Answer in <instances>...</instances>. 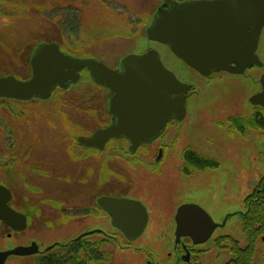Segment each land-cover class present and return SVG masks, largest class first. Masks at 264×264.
Instances as JSON below:
<instances>
[{
	"label": "rangeland",
	"instance_id": "obj_1",
	"mask_svg": "<svg viewBox=\"0 0 264 264\" xmlns=\"http://www.w3.org/2000/svg\"><path fill=\"white\" fill-rule=\"evenodd\" d=\"M160 4V0H0V74L13 73L18 79L30 77V53L41 40H56L73 56L97 58L111 68H117L120 60L128 54L138 55L148 48L156 49L168 69L197 89L187 101L189 114L185 123L189 122L190 125L186 128V139L201 150H206V145L210 149L215 145L221 152L218 155L221 162L218 171L201 170V173L192 178L184 177L182 181L175 175H164L165 179L158 186L169 188L165 192L154 190L151 186L143 187L152 182V176L147 173L150 169L145 165L140 171H132V175H129L134 183L131 189L126 188L128 181L113 171L111 180L108 176L96 180L98 183H94L90 195L105 192L138 198L150 208V222L135 243L126 241L120 232L113 231L110 221L106 217L101 218V212L81 222L76 220V215L84 212L82 204L85 201L82 196L79 200L72 196V182L76 183L73 179L76 174L73 175L74 169L70 168L77 166L85 171L82 167L91 164L97 168L98 163L96 160H83L87 153L74 146L73 139L80 133L75 126L79 124L88 132L108 122V117H104L99 110L107 106L109 93L92 83L90 75L83 71L80 82L71 85L72 89L65 93H57L48 102L34 99L31 103L23 104L6 100L0 103V184L6 183L13 189V204L29 217L28 229L18 234L0 224L1 250L27 246L33 241L43 249L53 243L72 240L84 230L105 229L109 231L106 237L115 239L119 236L124 242L123 249L116 244L102 248L107 258L109 254L114 255L113 259L108 258L106 264H176V229L174 224H164L177 212L179 207L172 208L175 203L188 202L203 206L218 225L205 244L206 249H212L204 252L199 264H225L231 259L228 245L222 249L214 246L217 236H234L241 246L247 243L239 212L243 210V199L264 175V160L259 155L260 149H264V130L252 128V139L248 141L252 145L244 148L242 142L245 141L236 140L239 146L235 147L232 141L235 136L231 135L230 130L238 135L237 139L245 132L238 129L239 134H236L238 130L229 128L230 123L226 118L233 107L241 111L244 109L240 107L244 103L245 93L240 87L239 78L226 73L213 74L212 80L202 78L185 66L184 61L176 57L167 45L146 38V26L154 19L153 13ZM239 119V123H243L244 120ZM202 129L209 131L206 136L200 132ZM213 129H218L219 133L211 135ZM202 143L206 145L202 146ZM113 144L116 143L110 145L107 153L110 168L116 169L117 164H121L120 173L128 176L129 169L123 166V161L128 157L119 152L120 144ZM179 150L176 147L171 155ZM145 151L134 158L151 161L154 152ZM25 154L31 156L22 159L21 156ZM91 155L90 159H96ZM10 156L17 158L19 166L14 170L16 173H12L7 166ZM31 158L56 161L57 167L54 166L48 179L44 178L43 174L34 173L31 169L28 172L22 166L25 163L31 165ZM43 166L46 170L49 167L48 164ZM175 181L178 185L170 186ZM31 183L39 187L31 188ZM59 187H63L64 199L60 196L62 190H55ZM60 199L65 201L64 206L61 202H53ZM152 209L160 211L154 212ZM52 216L58 218L56 223L50 220ZM158 219L161 224L155 223ZM82 222L86 226L81 227ZM257 246L256 264H264V246L261 243ZM169 253L173 255L168 257ZM36 255L10 256L7 264H38Z\"/></svg>",
	"mask_w": 264,
	"mask_h": 264
},
{
	"label": "water",
	"instance_id": "obj_2",
	"mask_svg": "<svg viewBox=\"0 0 264 264\" xmlns=\"http://www.w3.org/2000/svg\"><path fill=\"white\" fill-rule=\"evenodd\" d=\"M163 2L147 26L146 37L168 45L176 57L201 75L224 70L239 73L257 60L255 50L264 27V0ZM32 54L30 78L0 76V100L50 99L56 89L77 83L81 72L87 69L94 83L109 89L108 110L113 116L108 127L100 128L89 138H79L87 147L102 148L110 139L126 137L132 149H136L161 135L167 121H182L187 114L186 99L191 86L164 65L156 49L128 54L120 60L119 69L96 58L62 52L55 41H41ZM12 196L0 184V221L14 232L25 231L27 217L12 207ZM97 203L111 215L113 226L128 241L136 242L144 233L148 210L139 200L103 196ZM175 218L177 243L181 238H191L195 245L204 244L218 226L202 206L192 203L181 205ZM40 251L35 241L27 246L0 249V264H7L10 256L30 257Z\"/></svg>",
	"mask_w": 264,
	"mask_h": 264
},
{
	"label": "flooded vegetation",
	"instance_id": "obj_3",
	"mask_svg": "<svg viewBox=\"0 0 264 264\" xmlns=\"http://www.w3.org/2000/svg\"><path fill=\"white\" fill-rule=\"evenodd\" d=\"M162 3H163V1L160 4L161 6H162ZM260 33L261 34H260V37L258 40L259 44L255 50L257 60L251 66L245 67V68H243V70H240L239 73H231V72L224 70L223 72H213L211 75L205 76V75H201L197 70H195L194 68H190L185 64V66H187L191 70L193 69L197 73L198 76H201L202 78L206 77L207 80H212L213 78L211 76H213V74H219V73L224 74V73H226V74L235 75V76L237 75V77L239 78V81H240V87L242 88L243 92L245 93V94H243V92H242L243 97H244V103H242L240 105V107H242L244 109L241 111V109L237 110V109H234V107H233V109L231 111H229V115L226 118V120L228 121V124L230 123L229 128L234 129V130L243 129V131L245 132V134L243 136L240 135L241 137L237 139L238 135H234L233 131L228 129L231 131L230 132L231 135L233 137L235 136L234 138L231 137L233 139V140L232 139L231 140L234 141L235 144L238 142V140L245 141V142H242V144H244V148L252 145L251 143H248V141L252 139V137H250V136H251V131L253 129L254 130H259V129L264 130V27ZM41 41H44V40H41ZM41 41L37 42V44H35V46L32 48L31 53H30V62H31V57L33 55L32 54L33 50L35 49V47L38 44H40ZM52 41L58 42L56 40H52ZM52 41H45V42L52 43ZM58 44H59L62 52L64 51L66 53H69L62 48V45L60 42H58ZM117 69H119V68H117ZM85 72L90 75L89 80L92 81L91 74L88 72V70L85 69L84 73ZM31 73H32V65H31ZM2 74L3 75H14L13 73L9 74V73H5V72H3ZM2 74H0V75H2ZM30 76H32V75L30 74ZM181 81L191 85V90L187 93L188 97L186 100L188 101V98L190 96H193V94L196 92L197 89L194 88V86L192 85L191 82L183 80V79ZM92 83H93V81H92ZM94 84L96 86L98 85L96 83H94ZM98 87L102 88L103 90H105L109 93V89H106V88L101 87L99 85H98ZM70 89H72L71 86L67 89H56L54 91V95L52 98H55V95L57 93H60V92L65 93V91H68ZM52 98L44 100V101L48 102V100H51ZM108 98H109V95H108ZM4 100L9 101V102H12V101L13 102H19V103L23 104V103H31L34 99L30 100V101H23L22 102V101H19V100L12 98V99H1L0 102H2ZM36 100H39L40 102H44L43 100H40V99H36ZM108 106H109V104H108V99H107V106H105V109L101 108L99 110L100 113L104 117H108V122L99 125V127L95 128L93 130L89 129L88 132L85 129H83L82 126L79 124H77L75 126L76 129H78V132H80V133L78 135H76L75 138L73 139L74 146L76 148H79L81 150V152L87 153V155L84 156L83 160H94V161L96 160L98 163L97 168H93V166H91V164L90 165L88 164V165L82 167L83 169H85V171L81 170V168H79L77 166H75V167L72 166L70 168V169H74L73 175L76 174V177L73 178L76 180V183L71 181L74 185V189H73L74 192L72 193V196L74 198H77L78 200L82 196V199H84V201H85L82 204L84 212L83 213L81 212V214L76 215V217H75L76 220H78L79 222H81L82 219H85L87 217H91L92 215L98 214L99 212H101L102 213L101 218L106 217L110 221L111 229L113 231L116 230V231L121 233V231H119L115 226H113V221H112L111 215L107 211L102 210V208L97 203L98 199L102 198L103 196H108V197H112V198L113 197H118V198L126 197L129 199L139 200L144 205V207H146V209L148 210V219H149V209L150 208H148L146 203H144L142 200H140L138 198H131L128 196L111 195V194H107L105 192H102V194H98V195L97 194H93V195L89 194V192H91L90 189L93 187L96 180H101V178H104L107 176L111 180V171L115 172V175L117 174V176L125 178L129 183L128 185H126V188L131 189L134 186V183H132V178L130 179V177H129V175H132L131 172L133 171L135 173V172L140 171V168L143 165L148 166L150 171L147 170L148 171L147 173H149L152 176V178H151L152 182L147 183L143 187L151 186L154 188V190L160 189L159 191L165 192L169 188H166V187L164 188V187L158 186V183L162 182L161 180L165 179L166 176H164V175L172 174V175H175V177L177 176L178 179L180 181H182L181 179H184V177L185 178H192L193 175H195L197 173H201L200 172L201 170H202V172H205L207 170L216 172V171H218L219 166H221V162L218 159V158H220V156L218 157V155H220L221 152H219L217 150L218 148L215 147V145H213V148L210 149L209 146L206 145V143L205 144L202 143V146L206 145L207 148H206V150H201L200 148H197L196 145L189 142L188 139H186V136L188 135V133L186 132V128H187V126L190 125L189 122L185 123L186 119L188 118V114H189L188 110H186L187 114L182 121H177L174 118L167 121L168 123L166 124V127L163 130L161 135L154 138L153 141L150 143H142L136 149H132L131 142L126 137H120V139H110V141L107 142L105 145H103L102 148L101 147L100 148L99 147H93V146L87 147L86 145H84L80 142L79 138L80 137L89 138L91 135L94 134V132H96L100 128H106L109 126V124L112 122L113 116H112V114H110V112L108 110ZM234 110H237V111L235 112ZM239 118H242L244 120L243 123H239V120H240ZM230 119H231V121H233V123H231ZM217 130L218 129L211 130L212 131L211 135L214 136L216 133H219V131H217ZM207 131H208L207 129H202L200 132L206 136ZM195 134H197V132H195ZM195 134L192 133L193 136H195ZM198 134H199V132H198ZM236 134H239V130L237 131ZM236 140H237V142H236ZM182 142H185V143H182ZM112 143L120 144L121 145V147H120L121 151H119V152H121L126 158L128 157V159H129V160L125 159L126 161H123V164H124L123 166L126 169H129L130 174L127 172L128 176L126 174H124L123 172L120 173L119 170L121 168L119 166L121 164H117L116 169L113 167L110 168V158L108 157L107 153H108L109 147ZM116 144H113V145H116ZM236 146H239V145L236 144L235 147ZM176 147H178V149H180L179 152L177 151L175 154L171 155V151L174 152L176 150ZM113 148H115V146H113ZM115 149H117V147ZM143 150H146L145 152H147L148 150L151 153L154 152L153 153L154 156H153V159L151 161H150V159L149 160H145V159L141 160V159H135L134 158V157H136V155L143 153ZM226 152H228V151H226ZM90 153L93 154V157L95 156L96 159H94V158L90 159L89 157L92 156ZM234 154H231V155H234ZM259 155H260V158H262L264 160V149H260ZM30 156L31 155H29V154H25V155H22L21 158L22 159L26 158V157L28 158ZM130 158H132V159H130ZM225 158H227L226 153H225ZM18 159H20V158L18 157ZM7 160H8L7 166L9 168V170L12 173H16L14 170H15V168H17L19 166L16 156L15 157L10 156L9 159H7ZM43 164L49 165L47 170L45 169ZM22 166L25 167V169H28L27 170L28 172H30L29 169H31V171H33L34 173L38 172L41 175L43 174L42 177L48 179L50 176V172L52 174V171H53L52 169L54 168V166L57 167V162L53 161V160H48V159H47V161H42V160H39L37 158L36 159L31 158V165H28L25 163ZM56 167H55V169H56ZM240 170H242V169L240 168ZM169 171H172V172L169 173ZM96 172H97V174H96ZM59 179L62 180V176H60ZM260 179L258 181H256V183L253 185L250 193L243 199V201H244L243 202V204H244L243 209L246 206V204H245L246 199L249 196H251L253 191H255L257 186L260 184ZM96 183H98V182H96ZM61 184H63V182ZM176 184L178 185V183L175 181V182H172L170 186H174ZM1 185H4L5 187H7L11 191V194H13V189L10 186H8L6 183L1 184ZM30 187L31 188H38L39 186L35 185L34 183H31ZM55 190H57V191L62 190V192L60 193V196H62V198L65 196L63 187H59ZM14 199H15V194H13L10 204L12 205V207L15 210H18V209H16L18 207L15 206V204H13ZM63 199H60L61 201H53V202H59V203L61 202L62 206H64L65 201ZM86 199H89V200H86ZM46 202L48 203L49 201H45V203ZM50 202H52V200ZM188 203H192V202H188ZM188 203H181L178 205H176L177 203H175V205L172 206V208H176V207L180 208L181 205L188 204ZM192 204H196V203H192ZM53 205H54V203H53ZM196 205L201 206L200 204H196ZM32 207H34V206L32 205ZM152 210L154 212L160 211V210H155V209H152ZM240 213L241 212H239V215H240ZM176 214H177V212L174 213V215L171 216L170 219L165 220L166 222L164 225L174 224V226L176 228V218H175ZM26 217H27V225H28L29 217H28V215H26ZM229 217H231V215ZM240 217H241V215H240ZM154 218H155V216H154ZM50 220H54V223H56L58 218L55 219V216H52V217H50ZM149 222H150V219L148 221V224H149ZM225 222H226V220L223 223H225ZM155 223L161 224L160 219L156 220ZM0 224H2L1 221H0ZM81 225H82L81 227L86 226V224L83 222L81 223ZM28 227H29V225H28ZM22 232L23 231H18V232H14V233L18 234V233H22ZM96 232H99L103 235L109 234V231H107L105 229L104 230H102V229H93V230L89 229V230L82 231V233L75 236L74 238L83 236L84 234L93 235ZM74 238H72V239H74ZM56 244H60V243H53L51 245L55 246ZM51 245L44 247L43 250L47 249L48 247H51ZM211 249H209V248L206 249L205 244H200V245L193 244L191 238H189V239L188 238H181V240L178 243L176 242L174 245V252L176 255V258L174 257V261L176 262V264H180V263H182V264H199L202 260V255L204 254V252H206V251L209 252V251H211ZM171 255H173V253H169L168 257H170ZM186 255L189 256L187 260L184 258Z\"/></svg>",
	"mask_w": 264,
	"mask_h": 264
},
{
	"label": "trees",
	"instance_id": "obj_4",
	"mask_svg": "<svg viewBox=\"0 0 264 264\" xmlns=\"http://www.w3.org/2000/svg\"><path fill=\"white\" fill-rule=\"evenodd\" d=\"M127 31V30H126ZM2 103V102H0ZM246 206L241 211V225L247 243L240 245L234 236L221 235L214 239L217 248L229 247L231 259L225 264H256L255 255L258 243L264 246V176L255 191L246 199ZM94 235L101 236L94 237ZM103 236V237H102ZM107 234L96 232L93 235L84 234L67 242L56 244L50 250L42 251L36 255L38 264H106L108 258L114 255L102 252L108 244H116L121 249L124 242L118 237L112 239ZM122 240L123 238L120 237ZM113 240V241H112ZM225 244V245H224Z\"/></svg>",
	"mask_w": 264,
	"mask_h": 264
}]
</instances>
